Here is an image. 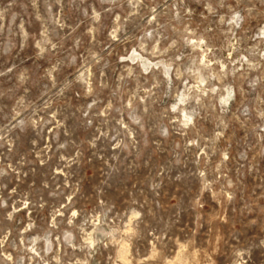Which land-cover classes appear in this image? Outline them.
Listing matches in <instances>:
<instances>
[{"label": "rangeland", "instance_id": "obj_1", "mask_svg": "<svg viewBox=\"0 0 264 264\" xmlns=\"http://www.w3.org/2000/svg\"><path fill=\"white\" fill-rule=\"evenodd\" d=\"M261 239V0H0V264H258Z\"/></svg>", "mask_w": 264, "mask_h": 264}, {"label": "clouds", "instance_id": "obj_2", "mask_svg": "<svg viewBox=\"0 0 264 264\" xmlns=\"http://www.w3.org/2000/svg\"><path fill=\"white\" fill-rule=\"evenodd\" d=\"M261 3H264V0H261ZM256 247H259L261 249H264V239H261L259 241V244L255 245ZM239 249L236 250L235 254L237 256V258L234 260L233 264H247V262L244 259L243 255H239ZM245 254L247 253V249L244 250ZM258 264H264V259L259 260Z\"/></svg>", "mask_w": 264, "mask_h": 264}]
</instances>
